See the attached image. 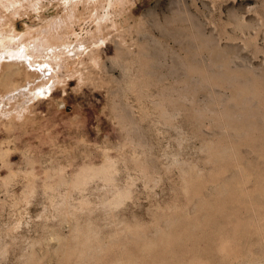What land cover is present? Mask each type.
<instances>
[{
  "label": "rangeland",
  "instance_id": "rangeland-1",
  "mask_svg": "<svg viewBox=\"0 0 264 264\" xmlns=\"http://www.w3.org/2000/svg\"><path fill=\"white\" fill-rule=\"evenodd\" d=\"M76 7L57 41L65 39L72 44L89 34H99L98 31L106 38L79 55L66 51L65 56L70 54L71 58L63 60L61 68L55 67L46 75L48 78L56 74L59 83L52 86L49 94L27 103L33 105L23 112L28 113L27 117H17L11 124L0 125V145L9 149L7 159L13 170L20 169L19 175L6 187L0 182V264H49V259L53 262L61 256V248L56 256L50 248L59 238L64 242L67 236L74 246L90 230L87 234L91 233L93 241L108 243V238H114L112 232L125 224L122 222L133 226L139 223L148 231L160 213L173 212L175 208L185 212L194 200L203 197L205 185L223 182L224 175H228L230 160H236L231 159V147L235 148L237 139L230 130H238L239 124L242 127L238 131L248 129L245 123L250 113L247 114L248 106L243 105L247 102L237 90L246 79L243 74L248 75L242 65L248 62L246 66L264 68V0H126L118 3L114 11L109 8L112 14L109 13L100 30L95 13L96 10L99 14L105 13V4L90 11L83 2H78ZM65 10L63 0H0V46L5 44L2 47L7 49V44L17 43L21 38L29 42ZM12 21L16 27L14 33L9 30ZM244 22L249 26L244 27L247 26ZM117 42L124 52L121 55L115 49ZM41 55L38 52L34 57L37 64L45 58ZM187 64L191 65L189 70L190 65L185 67ZM234 74L238 78L229 79ZM77 75L81 76L79 81ZM141 77L148 80L140 81ZM46 78L44 83L48 84ZM24 98L12 99L17 100L16 110L25 108ZM154 99H162L163 107L159 110ZM1 119L5 120L3 116ZM253 119L260 121V116L255 114ZM244 150L245 146L236 145L234 153L239 155L240 151L243 155ZM103 154L114 158L118 168L116 179L131 192L130 196L120 205L107 209L100 201L110 194L105 193L104 182L94 181L100 183V189L90 187L85 192L89 202L86 200L81 207L77 197L71 198L76 204L70 206L71 215L53 206L50 199L57 201L58 197L56 194L50 197L52 193L42 188L44 168L64 167L68 176L84 163H102ZM134 155L140 165L132 160ZM30 168L35 174V191L29 196L22 190L28 178L24 171ZM6 173L0 162V177ZM186 182L200 187L195 184L187 187ZM209 197L217 211H208V207L197 212L200 221L194 230V239L186 240L182 252L176 249L178 258L190 257L191 250L187 247L193 242L196 250H202L205 244L218 238L232 245V249L264 248V206L256 222L246 206L233 209L227 203L226 194ZM207 211L208 215L213 214L217 228L207 223L204 214ZM227 212L229 220L225 221ZM81 224L89 225L85 229ZM80 228L85 229L82 236ZM119 231L115 235H120ZM59 235L63 237L58 238ZM69 235L77 237L73 239ZM78 236L81 237L78 239ZM134 249L133 245L131 250ZM74 254L77 253L74 251L70 262L77 257ZM92 260L97 264L95 258ZM258 264H264V260Z\"/></svg>",
  "mask_w": 264,
  "mask_h": 264
},
{
  "label": "bare ground",
  "instance_id": "bare-ground-1",
  "mask_svg": "<svg viewBox=\"0 0 264 264\" xmlns=\"http://www.w3.org/2000/svg\"><path fill=\"white\" fill-rule=\"evenodd\" d=\"M124 1H126V0H63V2L65 3V9H66L65 12L61 16H59V18L51 20L50 23L47 24L46 26H44V29H42L39 32V34L35 35V37L32 40L29 39V42L25 43L26 42V40H24V39H26L25 38L26 36H25V37H23L24 38L23 40L25 42L22 41V38H21V40L17 43L14 42L13 44H7V47H6L7 49H3L2 46H4L5 44L2 43L3 45L0 46V48L2 47L0 49V125L11 124L15 118H16L15 120H17V117H20V118H21V116L27 117V115H26L27 112L26 113H23V112H25L27 108L33 106L31 103H30V106L28 105L30 100L32 101V99H34V98L38 100L40 97L45 96L46 94H49L52 86L59 83L58 81H60V79L56 78V76H55L56 74L52 75V76H48V78H46V75L48 74V71H51V69H54L55 67L57 69L61 68L63 66V64H62L63 60H67L68 58H71L70 54H69L70 56L69 55L65 56L67 54L66 51H71L72 54L79 55L83 52H86V50H87L86 48L90 49L91 46H93L97 43L99 44L100 42H102L106 38L105 34L102 31H98L97 33H99V34H96V33L95 34L94 33L89 34L85 37L79 38V40H77L76 42H74L72 44L67 42V41H64L65 39H63V38H62L63 40L57 41L62 36L65 25H67L66 21L68 20V18L70 16H74V15H72V13H75L76 12L75 10H77L76 4L78 2L79 3L83 2L85 7H87V6H88V8L90 7L88 9L89 11L93 7H96V9H99L100 7H103L104 4L106 5V8H105L106 11L103 14H99L98 11L95 9L96 10L95 14H96V18H97V21H96L97 27L100 30V29H102L101 26L105 23V22L103 23V21L104 20L106 21V18H109V13H111L110 12L111 10H109V8L111 7L112 11H114L116 5L118 3L122 4ZM36 3H37V1H36ZM36 3H35V5H36ZM74 18L77 19V17H74ZM244 24L247 25L244 27L249 26L248 23L244 22ZM9 30L13 31L11 33H14V31H16V27H15V24L13 23V21H12V23L9 24ZM22 36H23V34H22ZM248 40H250V39H248ZM207 43H208V41H207ZM0 44H1V42H0ZM141 44H142V47H144V44L143 43H141ZM19 45H20V48L18 47ZM115 49L117 50L118 55H121V53L122 54L124 53L121 46L118 44V42L115 44ZM143 49L138 51V52L144 51ZM44 51H46V52H44ZM38 52L43 54V55H41V57L44 56L46 58V59L45 58L42 59V62L40 64H37L35 62V59H37V58L34 59L35 55H37ZM139 54H141V53H139ZM139 54H138V57L140 56ZM219 54L222 55V53H220V52H219ZM143 55L144 54L142 53V56ZM143 57H145V55ZM145 59H144V61L148 62V60H145ZM138 60H139V64H140V58H138ZM192 61L194 62V60H192ZM221 63L224 64V62H221ZM247 63H246V65H247ZM144 64L145 63H143V65ZM249 64H251V63H249ZM24 65L26 67L29 66L30 69L33 68V70L31 69V71H28L27 69L29 67L26 68ZM140 65H142V63ZM168 65H170V64H168ZM188 65H190V64H187L185 67L187 68ZM246 65H242V66H244L243 71H245L248 74L246 77L244 76L243 71L239 69L243 74L244 78L243 77L242 78L243 79L246 78V79L243 82L241 81L242 85L237 90V93H238V95H240L241 99L245 103L247 102V104H248V105L243 104L246 107L248 106L247 107V110H248L247 114L250 113L248 119L246 118L247 122L245 121L246 122L245 124L248 125V127H247L248 129H247V131L246 130L242 131V129L240 131H238L239 128L242 127V125L240 126V124H239V127L237 126L238 130L234 131L232 129V132L230 130V133H232L231 135L232 136L234 135L235 138H237V139H235V148L231 147V150L233 151V156L231 157V159L234 158L236 160H235V162L234 161L232 162L230 160L231 163H229V161H226V163L231 164V167L230 166L228 167L229 168L228 175H224V177L222 178L223 182L216 181L209 186L205 185L204 187L207 190H210L211 192L208 193L206 190V192L203 194V197L198 198L197 200H194V202H193L194 204L193 205L191 204V207L188 210H186L185 212H183L184 210H176V208H175L173 210V212L169 211V212L160 213V215L154 221L153 225L151 226V228H149L148 231H146V228L144 226L140 225L139 223L135 224L133 226V224L129 225V223H126V221H125V222H122V223H125V224H122L123 225L122 228L119 227L120 229H117V231L120 230L119 232H121V234L115 235V232H117V231L112 232L113 233L112 236H114V238H112L110 235H108V237L110 236L111 238H108V239H110V242H108V243L106 242L107 243L106 244V243H100V241L99 242L93 241L94 237L93 236L90 237L91 233L87 234L90 230L89 231L87 230L88 232H85V234L82 236L84 230L87 228L86 226L89 225V224H87V225L83 224L85 229L82 230L81 229L82 227L80 228V230H81L80 232H81V236H82V237L81 236L80 237L82 239H80V241H78L77 244H74V246L72 245L73 243H71L72 241H68L67 236H65L66 238L65 237L64 238L67 242L71 243V245L65 244L66 242L64 239L63 240L65 243L62 242L61 238H59L62 235H59L58 236L59 240L57 241L58 243L53 245L50 248L52 249L51 253L53 254V256H56V253L58 251H60L59 249L61 248L62 249L61 254H60L61 256L59 257V259H56V258L54 259V257L51 256L52 257L51 259H54L53 262H52V260L49 259V261H51L52 264H88L89 260H91L92 261L91 263H93L92 258L93 259L95 258L97 264H258V262L264 260V248L258 249V250H255L252 248L232 249V245H229L226 241L222 240L221 238L220 239L218 238L217 241H212L211 243L205 244L203 246L202 250H196L194 248L195 243L193 242L191 246L187 247V248H189V251L191 250V255L187 259L178 258L177 254H176V252H177L176 249H179V252L183 251L182 247L185 246L186 240L194 239V230L196 229V227H198V224L200 221V217H197V212L203 208H208V207H209L208 211L209 210H211V212L217 211V209L213 207V205L215 203H212L210 200V197H209L212 194H215L217 196H222V195L226 194L228 197L227 203L229 202V205L233 209H235V207L241 208V207L246 206L248 208V211H250L252 213V215H254L255 221L259 222L257 215L260 214V212H262L261 209L264 206V80L261 79V78H264L263 77L264 76V71H263L264 68L263 69L259 68L261 66H259V64H258L259 67L258 66L257 67L259 68V70L262 69V71H260L261 72L260 73L257 70L258 68L256 69L255 67H251L252 65L251 66L250 65L246 66ZM200 66L202 68V65H199L198 67H200ZM145 67H146V64H145ZM145 67L143 66L144 69H145ZM34 68L36 70H38V72ZM140 68H142V67H140ZM189 68H191V65L188 67L187 70H189ZM235 68H237V70H238L239 67L235 66ZM252 69H254V70H252ZM196 71H198V69ZM201 71H202V69H201ZM201 71L199 73L200 75H201ZM188 72L189 71H187V73ZM203 72H202V74H203ZM233 73L234 72H232L231 75H233ZM246 73H245V75H246ZM206 74H208V73H206ZM80 75H81V73H80ZM80 75H77V77H76L78 81L81 78ZM147 75L149 76V74H146V76ZM208 75H206V77H208ZM202 76L205 78V75H202ZM202 76H201V78H202ZM223 77H225L224 79H227L226 78L227 76H223ZM44 78H46L45 82H48V80H49L48 84L44 83ZM233 78H236V75H235V77H232L229 79L232 80ZM140 79L139 80L142 81V80H144V77H143V79H142V77ZM229 79L227 81H229ZM236 79H234V80H236ZM140 81H138V82H140ZM56 82H58V83H56ZM151 82H152V80H151ZM230 83H231V81H230ZM134 84L136 85V82H134ZM237 84H240V83H237ZM132 85H133V83H132ZM135 85H133V86L135 87ZM231 85L232 84H230V87H231ZM133 86H131V87L134 89ZM195 87L196 86H194L193 88H195ZM147 91H150V90H147ZM142 93H144V92H142ZM145 93H146V97H149V95H147L148 93L146 91H145ZM156 94L158 95L157 92H156ZM156 94H154V95H156ZM16 96H19V97L25 96L24 99H25L26 106L24 109L22 108L21 110H16L17 106H14V105L17 102V100H15V101L12 100ZM235 96H237V95H235ZM155 98H157V97H155ZM158 98H160V97H158ZM24 99H22V100L24 101ZM235 99H236V97H235ZM161 100L162 99H157V100L154 99V101L152 100L156 104L155 105L156 108L158 107V110H159V108L163 107ZM236 100H238V99H236ZM11 101H13V102L11 103ZM249 102H251V103H249ZM163 103H164V101H163ZM8 104H9V107L6 108V106ZM232 107H233V105H232ZM164 108L166 109V107H164ZM244 109H245V107H244ZM27 111H28V109H27ZM30 111H32V110H30ZM163 113L165 114V110L163 111ZM255 114H258L260 116V121L259 120L254 121L253 117L255 116ZM2 116L4 117V119L6 117H8V118L3 120V119H1ZM251 119L254 121L253 123H251V121H250ZM250 125H254V126H250ZM237 127H235V129H237ZM244 128H245V126H244ZM250 128H252V129H250ZM230 133H228V135ZM231 135H229V136H231ZM231 142H233V141H231ZM0 143H2V142H0ZM227 144H226V146H228ZM229 144H231V143H229ZM236 145L245 146L246 150H244L245 153L243 155H241L240 151H239V155H238V153L237 154L234 153V149H236ZM237 150H239V148H237ZM229 151H230V149H229ZM8 153H9V149L3 148L0 145L1 167L7 169L6 176L2 175L4 177H0V180H1L0 182L3 184L2 186L5 185V187L8 184H10V182L14 181L15 177L17 175H19V173H20V169L16 168L17 170H13V168L11 167L12 163L10 164L9 160L7 159ZM229 153L231 155V151ZM215 154H217V153H215ZM237 155H238V157H237ZM215 156H217V155H215ZM24 158L28 159L27 157H24ZM103 158L104 159H103L102 163H100V164L84 163V164L80 165V167L77 168V170L75 169V171H73V173H71L68 176L65 173L64 167L55 166V168H54V166H53V167H49V168H44L45 170L43 172L45 175V179L43 180V183H41L42 188L45 189L47 192L50 191L52 193L50 195V197L55 196V194L58 197L57 201H55L51 198L50 199L51 204L53 206H55L56 208H58L59 210L64 211L63 213H65L66 215H71L70 211H69L70 206L71 205L74 207L76 206V204H73V202L71 201V198L77 197V200H78L77 202L82 207V205L86 203V200L88 201V198L85 199L86 197H88L85 195V192H88L90 187H94L95 190H97L96 188L99 187L100 183L98 182L99 184H97V183L95 184L94 181H96V182L102 181V183L104 182V187L106 189L105 193L106 194L109 193L110 195H105L104 197H102L101 201L98 199L100 201V203H102L104 206H106L107 209L108 208L110 209V208H113V207L120 205L125 200V198L130 196L131 192L126 190L125 188H123L118 183V181L116 179V173L118 172V170H117L118 168L116 166L114 158H110L109 155L108 156L106 155ZM229 158H230V156H229ZM238 158L239 159L241 158V161L237 160ZM137 159H138V157L136 155H134L132 157V160L136 163V165L137 164L140 165L139 164L140 160L138 159L139 160L138 161ZM214 159H218V157H215ZM227 160H229V159H227ZM229 164H226V165H229ZM33 171H34L33 168H30L29 170L24 171V173H25L24 175H27V177H28L27 178L28 180L25 179V183L23 186L24 188L22 190L24 192V195L28 194L30 196L35 191L34 186H33V184H35L33 182L35 174ZM21 172H23V171H21ZM142 172L144 175H146V172L144 170ZM185 184H186L185 186H187V187H190L191 185H194V184H195V186H198L197 183H191V182H186ZM249 184H251V185H249ZM198 187H200V186H198ZM102 188H103V186H102ZM99 189H100V187H99ZM50 192H49V194H50ZM27 197L28 196H26V200H28ZM211 198H212V196H211ZM194 199H196V198H194ZM233 201H234V204L232 203ZM80 206H79V208H80ZM99 206H101V205H99ZM176 207L179 208L178 206H176ZM208 211L204 213L206 218H207L206 219L207 223H209L211 227L217 228V224H216L214 218L212 217L213 214H211L209 212V215H208ZM224 218H226L225 221L229 220V212H227V214ZM201 219H202V217H201ZM78 223L76 224V226L80 227V225H78ZM115 224H117V223H115ZM256 224H258V223H256ZM83 225L81 224V226H83ZM88 227H90V226H88ZM258 227L260 230L259 225H258ZM72 228H74V227H72ZM77 234L79 235V232H77ZM69 236H70V238H73V236H71V235H69ZM75 236L77 237V235H75ZM75 236L73 239L76 238ZM80 237L78 236V239ZM91 238H93V239H91ZM261 238H262V236H261ZM90 239H91V241H90ZM94 242H96V243H94ZM101 242H103V241H101ZM109 243H111V244L109 245ZM67 245H68V247H67ZM75 245H77V246H75ZM133 245L135 247L134 251L131 250ZM71 249L73 250V252ZM74 251L77 253V254H74V256H77V257L75 259L73 258L74 259L73 262H70V258L72 257L71 255H73ZM134 252H136V253H134ZM31 253L32 252H30L29 254H31ZM52 254H50V255H52ZM31 256L32 255H30L29 257L31 258ZM58 256H57V258H58ZM34 261L36 262V260H34ZM51 262H49V264H51ZM93 264H95V262Z\"/></svg>",
  "mask_w": 264,
  "mask_h": 264
}]
</instances>
